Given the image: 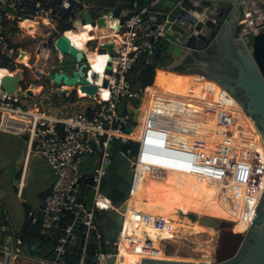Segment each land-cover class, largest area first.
<instances>
[{"label":"water","instance_id":"95a60500","mask_svg":"<svg viewBox=\"0 0 264 264\" xmlns=\"http://www.w3.org/2000/svg\"><path fill=\"white\" fill-rule=\"evenodd\" d=\"M8 12L15 22L47 16L58 23V28L42 37L37 52L59 51L63 56L72 57L75 60L73 73L59 70L47 75L36 66L32 71L40 79L52 82L60 96L69 94L60 86L74 87L73 93L81 86L80 90L92 98L98 94L99 86L92 85L86 77L88 57L66 35H61L59 24L69 22L73 29L79 25L105 29L112 22L122 25L131 13L144 12L142 16L146 21L154 27L163 25L164 30L163 36L153 40L155 51L144 50L130 73V89L139 97L130 99L131 118L124 126L125 131L130 134L138 127L145 93L155 85L157 74L162 71L200 75L219 84L252 119L264 141V33L254 37L252 46L234 37L241 13L238 0H10ZM117 29L121 31V27ZM214 47L222 61L216 62L214 56L210 61L199 59V55L209 57ZM97 52L111 56L104 79V88H107L116 56L115 44L111 41L100 44ZM188 58L194 60L193 66L184 72L176 71ZM58 67L62 65L53 70ZM20 83L18 76H6L2 87L14 94ZM27 94L32 95V92ZM139 148L140 142L135 139L126 143L114 140L109 144L99 192L110 200L112 207L97 209L92 220L95 229L89 231L86 224V214L91 213L96 195L95 177L90 176L80 186L84 209L68 212L60 219L58 227L49 231L35 229L41 221L44 205L35 224L25 231V224L18 226L5 214L0 203V247L53 264H117ZM187 216L193 222L199 219L193 213ZM199 223L219 232L215 261L211 264H264V194L244 232H236L233 222L215 217L203 216ZM69 227L71 231L67 234ZM62 238H66L65 243H61ZM58 246L62 247L60 251ZM101 254L103 260L99 259ZM140 264L204 263L146 258Z\"/></svg>","mask_w":264,"mask_h":264},{"label":"built area","instance_id":"2783aa9c","mask_svg":"<svg viewBox=\"0 0 264 264\" xmlns=\"http://www.w3.org/2000/svg\"><path fill=\"white\" fill-rule=\"evenodd\" d=\"M238 1L241 6V13L236 35L237 38H242L249 44V41H253L255 36L264 33V0ZM9 6L10 0H0V62L6 61L9 64V68L0 67V69L9 71L6 76H18L21 83L14 94L4 91L2 83L0 84V130L4 133L27 137L29 149H35L41 154L55 176L51 193L46 197L43 204L41 221L42 229L45 231L58 227L60 219L66 217L68 212L84 209L85 203L81 201L79 196L81 183L90 176L95 177V184L93 185V188L96 189L94 206L91 213L86 214L88 219L86 224L90 231L95 229L92 220L97 209L107 210L112 207L110 200L100 196L99 192L101 178L105 172L104 167L109 156V144L114 140H119L122 143H126L130 139L138 140L134 136L135 131L129 134L124 127L131 118L126 106L131 103L130 99L134 100L139 97L138 93L130 89V73L144 50L155 51L156 47L153 40L163 36L164 26L154 27L143 18L144 12L129 14L122 25L117 22L115 25L121 27V31L115 25L113 26L115 36L111 42L115 44L116 56L112 61V74L107 88H104V79L111 56L108 53L98 54L103 72L94 77L95 73L90 69L89 60L87 61L89 67L86 70V77L91 84L99 86L98 94L94 98L81 96V86L75 91L80 100H90L91 106L68 113L63 118L53 117L37 105L30 107L22 103L23 99L28 100L37 97L33 88H35V83L39 77L32 71V68L36 66L38 71L47 75L55 70L50 68L44 70L40 69L39 65L28 66L19 62L23 53L26 54V52L16 49L11 42L7 22ZM67 33L62 32L61 35H67ZM57 54L60 55L58 56L59 62L57 61L60 66L64 56L59 51ZM59 72L64 73L62 69ZM101 75L104 76L102 83L99 82ZM6 76H1V80L3 81ZM59 88L70 90L73 87L60 86ZM103 90L108 91L109 95L106 99L102 98ZM28 91H31L32 95H28ZM51 92L58 95L55 89H52ZM228 96L231 97L229 93ZM58 127L61 128L60 131ZM139 140L145 141L140 142L130 199L140 187V181L143 177L141 163L143 165L149 162L155 163L157 167L145 166V169L156 171L161 169L164 163L172 162L171 155H174L167 148L157 149L161 148L158 142H149L150 140L146 138ZM220 144H223L219 147L220 153L226 157L229 155L227 153L234 147L235 139L231 135H225ZM91 158H97L95 166L91 165ZM253 161L254 173L257 172L254 183L260 185V192L258 194L259 202L256 203L252 219L264 194V165L259 158ZM88 167H91V171L87 170ZM211 173L212 177H216V180L225 179L221 177L223 172L220 165H217ZM100 200H105L108 203L103 205ZM142 220L146 223L153 222L157 229H163L165 226L164 221L154 222L148 215ZM70 231L71 228L69 227L66 230L67 234H70ZM65 242L66 238H62L61 243ZM61 249V246L57 247L58 251ZM0 252L4 254L3 264H9L16 255H19L13 250L0 249ZM99 259L103 260L104 255L101 254Z\"/></svg>","mask_w":264,"mask_h":264},{"label":"rangeland","instance_id":"374dc122","mask_svg":"<svg viewBox=\"0 0 264 264\" xmlns=\"http://www.w3.org/2000/svg\"><path fill=\"white\" fill-rule=\"evenodd\" d=\"M73 32L80 31L73 29ZM252 43L249 41V46H252ZM39 44L38 40L32 38L24 40L22 45L26 57H22V62L28 66L39 65V68L44 70L59 66L58 56L60 55L57 52L43 50L39 56L37 55ZM86 61L85 59L84 62ZM61 62H63L60 64L62 67L55 71L62 69L64 72L72 74L75 60L66 55ZM181 77L178 82L182 79ZM189 78H193V76H187V79ZM191 83L198 89H202L201 94L213 92L214 102L212 104L205 103L200 94V97L194 95L190 99L176 98L174 94L181 92L184 88L177 92L171 91V94L167 93L169 97L165 99L169 100L168 102H171V106L174 107L164 109L161 106L157 108L149 119L146 118L147 121L143 125L146 126L145 138L150 140L149 142H158L161 148L157 149L167 148L170 153L174 154L171 155L172 162L164 163L162 168L156 171L145 169V166L157 167L155 163L149 162L144 165L141 163L143 176L140 181L141 188L139 187V190L133 193V198L168 208L195 212L201 216L225 219L236 222L247 229L256 203L259 202L258 194L260 192V185L254 183L257 172L254 173L253 160L259 158L264 165V142L254 122L246 116L242 109L234 110L219 99V88L211 80L202 77L198 81H191ZM52 84L48 80L38 78L35 85L46 88L44 96L23 99L22 103L30 107L37 105L48 113H54L56 108H60L58 104L63 103L65 98L79 99V96L73 93V89L68 90L70 95L53 94L51 92L54 87ZM212 86L215 88L212 89ZM85 101L87 102L83 104L82 108L90 103L88 99ZM183 102L185 106L186 104L190 106V108L186 106L187 111L181 108ZM69 108L66 105V109ZM184 118L186 119L180 122ZM225 135H231L235 139V145L226 157L219 150V147L223 146L220 142ZM90 162L92 166H95L97 158H91ZM217 165L222 167L221 177L225 178L222 181L212 177L211 171ZM87 170L91 171V167H88ZM142 214L143 217L148 215L154 222L164 221L156 218H164L162 216L143 212ZM142 223L155 228L158 233L162 234L166 231V225L163 229H157L153 222L146 223L142 220ZM172 223L174 231H171L175 232L173 234L175 237L173 236L170 240H162L161 236L142 237L146 242L159 245L161 253L155 259L214 263L219 238L218 231L202 228L203 232L197 233L193 224L173 220ZM192 223L194 222L192 221ZM146 258L150 257L142 256L139 264ZM122 260L124 264H129L127 259L122 258L119 259V264Z\"/></svg>","mask_w":264,"mask_h":264},{"label":"crops","instance_id":"0c3cea01","mask_svg":"<svg viewBox=\"0 0 264 264\" xmlns=\"http://www.w3.org/2000/svg\"><path fill=\"white\" fill-rule=\"evenodd\" d=\"M7 22L8 28L10 30L9 36L11 42L16 49L21 50H24L22 43L27 38H32L41 42L42 37L47 36L52 30L58 28V23L54 21V19H50L47 16L38 17L32 21L37 24L35 27L36 34L34 35L30 34L29 30L22 27V22H15L13 17L10 15L7 18ZM115 24L116 23L112 22L108 28H94V32H90L94 39L87 42L85 49L82 50L86 53L87 57H89V54L95 53L99 49L100 44L110 40L112 41L113 36H115V31L113 29ZM76 30L83 31L84 26L79 25ZM67 32H73V29ZM234 37L237 38L236 33L234 34ZM37 55H39L38 52ZM181 76L180 77L182 79L180 78L181 80L179 82V78H177L175 82H173L172 86L163 91L161 95H159L158 99L152 103L148 110L149 113L147 112L148 115H146L147 119H149L157 110V108L161 106H163L164 109L174 107L171 106V102H168L169 100L165 99L166 97H169L167 96V93L171 94V91L177 92L178 90L189 87L194 90L195 96L198 95L200 97L202 89H198L196 85H193L192 83L190 84V82L198 81L202 78V76L191 75L193 78L189 79H187V76L189 75L181 74ZM45 90V87L36 86L34 92L38 94L37 97L41 98L44 96L46 92ZM80 94L81 96H88L86 93L80 92ZM76 99L77 98L67 97L65 98L66 101L64 100L63 103L60 102L58 104L60 105V108H56L54 113H46L53 117L63 118L62 115H67L71 111L79 110V108H82L83 104L87 102L85 99ZM66 105L70 108L66 109ZM90 106L91 104L87 103V105L83 108H88ZM186 106L190 108L189 105L186 104ZM186 106L183 102L181 108L186 109L185 111H187ZM126 108L131 110L132 104L129 103ZM185 119L186 118L180 120V122L184 121ZM16 180H19V182L15 184L14 182ZM54 182L55 176L51 168L47 165L46 161L38 151L35 149H29L27 137L4 133L0 130V203L2 205L1 207L3 211L11 220L15 221L20 227L23 226L27 221H30L31 224H35L38 212L40 211L41 206L44 204L45 198H43V195L52 190ZM0 249L5 250V248L2 247H0ZM3 255L4 254L0 252V264H3ZM10 264L53 263L29 258L24 255H16L14 259L10 261ZM117 264H119V261Z\"/></svg>","mask_w":264,"mask_h":264},{"label":"bare ground","instance_id":"6f19581e","mask_svg":"<svg viewBox=\"0 0 264 264\" xmlns=\"http://www.w3.org/2000/svg\"><path fill=\"white\" fill-rule=\"evenodd\" d=\"M36 26H37V24L32 22V21L22 22V27L29 30V33L32 35L36 34V30H35ZM115 26H116V28L118 27L117 25H115ZM93 30H94V28H92V26L87 25V26H84L83 31H80L78 33L69 32V33H67L66 36L71 40V43L75 47H77L79 50H84L86 43L94 39V37L90 34V32ZM23 56L25 58L26 54H23ZM21 59L22 58L19 59V62L24 64V62H22ZM88 60L91 64L90 69H92V72L95 74H98V76H99L100 73H102L103 71L101 70L102 68L100 67V63H99L100 61L98 59V52L96 51L95 53L89 54ZM23 61H25V59H23ZM25 63H27V62H25ZM8 74H9V71L4 70V69H0V84L2 83V80H1L2 77L1 76H6ZM180 76H181V74H176V73H167V72H162V71L158 72L157 77H156V81H155V85L151 88H148L147 92L145 93L144 102L140 108L141 116H140L139 125L135 129V133H134L135 138H137L139 140V139H144L146 137V130H145L146 126L143 125L146 123V116L145 115L147 114L152 103L158 99L159 95H161V93L163 91H165L168 87H171L173 82H175V80L177 78H179ZM103 78H104V76L101 75L100 80H99L100 83L103 82ZM212 82L215 85H217V87L219 88V92H220L219 93V99L221 101L225 102L229 107H231L233 109H237V108L242 109L239 106V104L237 103V101L233 99V97L228 96V92L225 89H223L216 82H214V81H212ZM212 87H213L212 89L215 88L214 86H212ZM186 89L182 90L181 92L175 93L174 96L176 98H179V99H190V98H192L194 96L193 89L188 88V87H186ZM34 90H35V88H33V91ZM108 95H109L108 91L103 90L102 98L106 99V98H108ZM221 95H222V97H221ZM201 97L203 98L204 102L208 103V104H212L215 100V96L213 95V92H210L208 94H201ZM248 118H250V117H248ZM260 136H261V134H260ZM261 138H262V136H261ZM262 140H263V138H262ZM139 142H141V140H139ZM140 188H141V186H140ZM100 203L103 205H106L108 202H106L105 200H100ZM141 211L145 214L158 215V216L164 217V218H160V217H156V218L164 220L165 225H166V231L161 234V233H158V230H156L155 228L145 226L142 223L143 214ZM189 213H193V214L198 215L199 219L203 217V216H201L195 212H189L186 210H181V209H176V208H168V207L153 204L150 202L136 200L133 198V195H132V197L128 203V209H127L126 217H125V224H124V228H123L121 238H120V242H119V245H120L119 257H118L117 262L119 261L120 258H122L124 260L127 259L129 264H139L140 258L142 256L150 257V258H154V259L158 258L160 256V253H161V249H160L159 245H157V243L146 242L142 239V237L143 236H147V237L149 236L152 238H156L157 236H161L162 240L172 239L174 236L173 234L175 233V232L172 233L174 231L172 229L174 227V226L172 227V225H173L172 220L182 222V223H186V224H193V226L195 225L194 229H196L195 231H197V233L203 232L202 228L213 230L212 228H206L204 225H201L199 223V219L196 222L192 223V221H190L191 219L187 216V214H189ZM152 217H154V216H152ZM209 217H211V216H209ZM215 218H217V217H215ZM219 219H221V218H219ZM230 222H232V221H230ZM233 223H234V229L236 232H244L246 230L240 224H238L236 222H233ZM171 230H173V231H171ZM121 264H124L123 260H122Z\"/></svg>","mask_w":264,"mask_h":264},{"label":"trees","instance_id":"16d2710c","mask_svg":"<svg viewBox=\"0 0 264 264\" xmlns=\"http://www.w3.org/2000/svg\"><path fill=\"white\" fill-rule=\"evenodd\" d=\"M59 29L62 31V32H67V31H70V30H72L73 29V26H72V24L71 23H69V22H65V23H60L59 24ZM217 52V50H216V48L214 47V48H212L210 51H209V57H204V56H199V59L200 60H208V61H210V60H212V58H213V56H214V54ZM194 60L192 59V58H188L181 66H179L177 69H176V71H178V72H184V71H186V70H188L189 68H191L192 66H193V64H194V62H193ZM0 67L1 68H9V64L6 62V61H2V62H0ZM75 94V93H74ZM58 130L60 131L61 130V128L60 127H58ZM143 187H142V192H143ZM51 193V191H49V192H47V193H45L44 195H43V198H45L46 199V197L49 195ZM30 225H32L31 224V222L30 221H27L26 223H25V231H28V229H29V227H30ZM35 229H36V231L37 232H40L41 230H42V221H40L37 225H35Z\"/></svg>","mask_w":264,"mask_h":264},{"label":"flooded vegetation","instance_id":"af4514ba","mask_svg":"<svg viewBox=\"0 0 264 264\" xmlns=\"http://www.w3.org/2000/svg\"><path fill=\"white\" fill-rule=\"evenodd\" d=\"M216 53H217V52H216ZM216 53H215V54H216ZM215 54H214V58H213V60H215L216 62H218V61H222V60H221V59H222L221 56H219V54H216V55H215ZM62 63H63V62H62ZM84 63H85V62H83V64H84Z\"/></svg>","mask_w":264,"mask_h":264}]
</instances>
